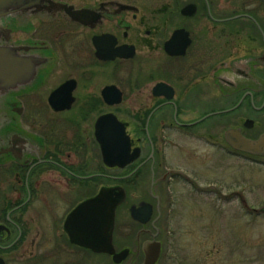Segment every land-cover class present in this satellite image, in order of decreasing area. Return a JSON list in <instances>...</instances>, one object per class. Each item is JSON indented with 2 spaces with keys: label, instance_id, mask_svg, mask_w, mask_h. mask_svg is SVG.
<instances>
[{
  "label": "flooded vegetation",
  "instance_id": "1",
  "mask_svg": "<svg viewBox=\"0 0 264 264\" xmlns=\"http://www.w3.org/2000/svg\"><path fill=\"white\" fill-rule=\"evenodd\" d=\"M22 3L0 16V45L20 61L21 78L0 92V259L150 264L149 245L158 252L152 264H205L202 239L180 243L159 222L172 183L218 194L197 177L213 183L219 159L264 165V152L240 151L226 137L230 130L251 141L264 134V0H163V29L147 26L132 0ZM180 29L190 42L171 54L166 43ZM106 86L120 91L119 103L106 104ZM50 98L67 107L56 110ZM106 113L129 138L131 161L123 167L103 161L95 124ZM117 186L125 200L115 210L111 245L115 254L127 250L120 263L83 246L101 244V223L90 237V215L74 214L101 188ZM141 203L150 211L144 223L131 216Z\"/></svg>",
  "mask_w": 264,
  "mask_h": 264
},
{
  "label": "rangeland",
  "instance_id": "2",
  "mask_svg": "<svg viewBox=\"0 0 264 264\" xmlns=\"http://www.w3.org/2000/svg\"><path fill=\"white\" fill-rule=\"evenodd\" d=\"M132 1L141 6L147 26L163 29V0ZM124 93L129 95L127 89ZM118 115L129 120L123 112ZM225 158L218 161L213 183L204 174L197 177L199 186L214 184L218 194L189 192L188 187L172 183L175 194L166 200L169 211L159 224L164 227L166 221L169 236L181 239L180 243L202 239L205 264H264V165L236 155Z\"/></svg>",
  "mask_w": 264,
  "mask_h": 264
},
{
  "label": "water",
  "instance_id": "3",
  "mask_svg": "<svg viewBox=\"0 0 264 264\" xmlns=\"http://www.w3.org/2000/svg\"><path fill=\"white\" fill-rule=\"evenodd\" d=\"M24 7L22 0H0V16L10 12H15ZM180 41V42H179ZM188 33L183 29L173 32L170 40L166 43V46H170L171 54H182L184 49L189 44ZM117 51H121L118 49ZM98 56V54H97ZM20 61L14 55L12 50L0 46V92L4 93L10 88L15 87L16 83L21 81L20 73ZM159 87V85L157 86ZM106 104L114 105L120 102L121 93L115 86H106L101 92ZM50 104L54 102L50 98ZM67 101H65V104ZM53 107L56 110L66 108ZM101 122V154L103 161L108 166H120L123 167L131 161L129 154V138L125 133V127L113 114L106 113L98 118L95 129L96 133L100 128ZM228 141L233 145L235 149L244 151L251 154H261L264 152V134L256 141H251L243 138L235 130H230L226 133ZM231 138L234 140L231 141ZM125 192L122 187H103L100 192L93 198L81 203L76 209L75 213H88L90 215L89 230L90 237L97 235L98 227L101 223V244H84L83 246L93 250L94 252H101L113 255V261L119 263L125 259L127 250H122L115 254L111 245V234L114 223L115 209L124 201ZM139 210L131 208V216L139 222H146L149 218L147 208H144L146 204L141 203ZM147 211H146V210ZM100 217V221L97 217ZM70 217L65 221L64 227L67 228ZM149 245H145V261H150V264L154 262L158 252L152 253L147 248ZM151 259V260H150ZM0 264H4L0 259Z\"/></svg>",
  "mask_w": 264,
  "mask_h": 264
}]
</instances>
